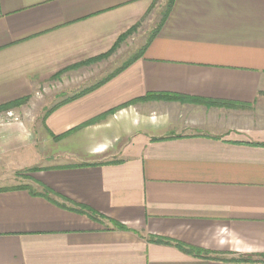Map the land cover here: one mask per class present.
I'll return each instance as SVG.
<instances>
[{
  "label": "crops",
  "instance_id": "crops-1",
  "mask_svg": "<svg viewBox=\"0 0 264 264\" xmlns=\"http://www.w3.org/2000/svg\"><path fill=\"white\" fill-rule=\"evenodd\" d=\"M161 4L0 0V106L35 101ZM156 22L108 75L103 60L61 79L87 83L45 129L77 160L36 167L49 134L0 111V264H264V0H173ZM149 94L185 100L119 110ZM23 170L33 190L8 185Z\"/></svg>",
  "mask_w": 264,
  "mask_h": 264
},
{
  "label": "rangeland",
  "instance_id": "rangeland-1",
  "mask_svg": "<svg viewBox=\"0 0 264 264\" xmlns=\"http://www.w3.org/2000/svg\"><path fill=\"white\" fill-rule=\"evenodd\" d=\"M168 1L169 0H161L162 4L160 6V10H157L158 12H156V14H155V17L152 21V25L150 24L148 27H146V30L144 29L145 26L142 27V30L140 32L135 33V34L138 33L137 35H133V36L129 35L128 37H130V36L131 37L129 38L128 42L124 43L125 47L118 50L120 45L124 42L123 41L122 43L119 44V46L117 47V49L113 53H111L108 57H106L104 59L95 61V62L87 64V65H80L74 69L73 68L72 69H69V68L63 69L62 71H60L56 75H54V77L50 81H47L44 84H42L41 87L33 93L32 97H34L35 101L32 100L30 102V100H28V98H26V100L24 102H22L21 104L16 105V106L8 109V110H11L10 112L6 113L8 118L9 119H16V115L13 112V110H14V108L17 109L18 107H20V114L23 112L22 114H23L25 120L27 121L26 123L29 125L30 124L35 125L33 127L35 129H37V127L40 125L43 128V130H45L46 133L49 134V136L51 138V142H50L49 147H48V149H49L48 154L52 153L53 156L51 155V157L49 156L48 159L36 161L35 162L36 167L38 166V164H40L41 166H50V165H53L56 163L65 162L66 160L67 161L77 160L76 155L66 153V151H65L67 149H73V148L78 149V147H76V144L71 146L69 143H67V138H66L67 136L65 133L58 135V136H52V134L47 129H45V127L47 126L45 121H46V118L49 116V114L56 107L61 106L60 104L66 102L67 97L70 96L72 93L80 92V90H82L81 89L82 83H87V81H85L86 76L84 78H81V79L74 78V80H61L65 77L64 74L70 70H77L80 67L90 66V65H93V64H96V63H99V62L105 60V62L103 64H101L102 66L103 65L105 66V68H103V71H101V73H102V75H108L107 74L108 72L112 71L115 67L121 65L126 59H128L134 53L139 52L141 50V48L146 43L147 39L150 37L152 30L156 26V24L154 22H156L157 19L159 18V14L162 16V14H164V12L166 11ZM157 13H159V14H157ZM118 52H119V54H117ZM114 53L117 54L116 57L111 56ZM90 59H92V58H90ZM87 60H89V59H87ZM87 60H85V61H87ZM101 65H99V66H101ZM94 75H96V76H94ZM93 76H94V78L95 77L98 78L99 73L98 74L97 73L90 74L89 79L92 78ZM83 79H84V81H82ZM89 82H90V80H89ZM156 100H160V99H156ZM145 102H147V101H145ZM127 106L120 107L119 110L122 108H125ZM3 111H7V110H3ZM23 171L17 172L16 174L15 173L10 174L9 178L11 181H10V183L8 182L9 184L7 183V181H5V183H4V181H2V183L10 185L11 188L12 187L29 188V189L33 190L35 188V186L30 182V179L27 178V176L24 177V173H27L29 170L24 171V172Z\"/></svg>",
  "mask_w": 264,
  "mask_h": 264
},
{
  "label": "trees",
  "instance_id": "trees-1",
  "mask_svg": "<svg viewBox=\"0 0 264 264\" xmlns=\"http://www.w3.org/2000/svg\"><path fill=\"white\" fill-rule=\"evenodd\" d=\"M173 3V0H169L168 1V5L166 7V11L164 12V15L167 14V11L169 10V8L171 7ZM136 30V27H133L131 28L130 30H128L126 33H124L123 35H121L117 41L115 42V44L113 45V47L106 53L102 54V55H99L97 57H94L92 59H89L87 61H84L82 63H79V64H75V65H72L70 67H68L69 69H74L76 68L77 66H80V65H87V64H90V63H93L95 61H98V60H101V59H104L106 57H108L111 53H113L117 47L119 46L120 43H122L129 35H131L134 31ZM76 96H74L75 98ZM27 97L25 98H22V99H19L17 101H13V102H10V103H7L5 105H2L0 106V111L2 110H8L10 109L11 107H14L16 105H19L21 104L22 102H24L26 100ZM156 99H166V100H180V101H184L185 99L183 97H179V96H172V97H169V96H163V95H152V94H149V95H146L144 97H141L137 100H134V101H131L127 104H124L123 106H127V105H130L134 102H138V101H141V102H145V101H150V100H156ZM215 104V103H214ZM122 106V107H123ZM93 122V121H92ZM46 190V193L43 194L44 197H46L47 199H50L48 197V193H49V190L45 189ZM56 203V202H55ZM56 205L60 206V207H66L64 204H60V203H56ZM70 210H73L75 212H78L80 214H85V215H88L89 217L91 218H94L93 214H91L85 207L83 206H79V205H73V207L70 206ZM116 227L118 228H121V229H127L125 228L124 226L122 225H119V224H115ZM157 242H161V241H158ZM165 243H169V242H165ZM186 251V250H184Z\"/></svg>",
  "mask_w": 264,
  "mask_h": 264
}]
</instances>
